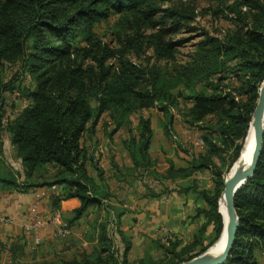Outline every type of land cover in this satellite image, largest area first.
<instances>
[{"label": "trees", "instance_id": "1", "mask_svg": "<svg viewBox=\"0 0 264 264\" xmlns=\"http://www.w3.org/2000/svg\"><path fill=\"white\" fill-rule=\"evenodd\" d=\"M198 1L0 0V189L56 186L52 212L61 214L69 230L92 206L103 212L95 224L98 239L90 252L32 264H179L204 254L222 236L224 217L219 207L227 172L244 149L264 81V0H209L225 2V17L236 28L224 38L205 31L190 60L180 63L176 59L180 41L175 36L194 29ZM115 13L121 14L123 26L128 23L133 29L125 37L117 33L118 45L95 31L97 23ZM145 24L152 33L142 31ZM6 64L18 65L19 75H28L31 83L15 87L6 81L2 71ZM17 89L28 104L4 124L5 93ZM182 102L190 103L187 110L181 109ZM151 108L166 115L167 137L172 136L175 112H180L189 128L201 131L198 144H204L203 150L182 159L185 165L169 158L167 171L159 173L150 155L155 136L152 119L143 115ZM134 114H139L137 125ZM105 115L114 123L112 132L128 129L123 144L133 166L125 168V175L163 181V193L171 191L166 182L174 183L180 194H194L206 203L199 211L208 223L190 242L182 244L177 235L166 234L157 241L161 256L129 260L132 242L120 228L126 211L111 203L105 172L83 141L87 133H95ZM4 136L21 170L4 159ZM225 144L232 154L221 166L218 158ZM207 171L210 187L196 177ZM73 198L80 205L65 217L61 202ZM235 206L240 229L224 264H261L264 148L256 173L237 192ZM24 249L25 243L10 250L14 264H27Z\"/></svg>", "mask_w": 264, "mask_h": 264}, {"label": "crops", "instance_id": "2", "mask_svg": "<svg viewBox=\"0 0 264 264\" xmlns=\"http://www.w3.org/2000/svg\"><path fill=\"white\" fill-rule=\"evenodd\" d=\"M183 124L187 126L184 122ZM114 127V123L105 115L96 124L95 133L93 135L87 133L83 141L99 160V165L105 172V179L112 193L111 203L116 208L126 211L121 217L120 228L132 242L129 260L135 261L148 255L161 256L162 250L158 247L157 241L166 234L177 235L182 244L190 242L194 234L208 223L206 216L199 211L207 207L206 203L197 199L194 194H180L174 190L177 186L174 183L166 182L171 191L163 193L162 184H165L163 181L143 174L137 176V173L132 176L125 175V168L133 166L131 156L123 144V140L129 138V132L128 129L121 128L114 133L112 132ZM155 142L156 135L152 141L150 155L157 162L158 172L165 173L169 167V158L165 159V156L156 153ZM196 144V148L201 152L204 144ZM6 152L9 153V159L10 152L15 154L10 141L4 140V159L8 158ZM15 160L16 162H12L11 165L17 163L16 168L21 170L20 160L16 157ZM90 172L96 174L92 169ZM207 173L209 179L202 181L201 178L205 179ZM196 177L207 187L212 185L210 172L200 173ZM42 189L45 188L12 192L0 189V264H14L10 250L15 245L23 243L25 262L62 258L59 253L54 252L60 243L62 246L69 242L75 243L67 246L66 251L72 256L62 258L66 260L90 252L96 244L98 230L95 224L103 213L100 208L92 206L88 213L71 227L68 236L64 237V242H60L61 238L55 235V225L51 224L54 216L51 197L41 200L37 197V193ZM152 192L157 195H151ZM35 204H38V219L45 222L44 226H37L38 219L32 217V208ZM79 205L80 201L76 198L64 200L61 202L60 211L65 217H69ZM209 229L211 231L212 228ZM116 238L121 240L119 236ZM261 264H264V255Z\"/></svg>", "mask_w": 264, "mask_h": 264}, {"label": "rangeland", "instance_id": "3", "mask_svg": "<svg viewBox=\"0 0 264 264\" xmlns=\"http://www.w3.org/2000/svg\"><path fill=\"white\" fill-rule=\"evenodd\" d=\"M194 6L196 18L191 24L194 29L192 31L183 30V32L178 33L175 36V38L180 41V45L178 46L176 53V59L180 63H186V61L190 60L191 54L196 48V43L204 39L205 36H203V33L205 31L210 35L224 38L225 35L232 33L236 28L233 20L225 17V2L200 0L196 2ZM120 21L121 14L115 13L108 20L97 23L95 25V31L103 38L104 41H107L113 45H118L119 37L117 36V33L119 31L124 37L126 34L133 33V29H130V27L127 25L128 23H124L125 26H123ZM142 31H144L146 34L153 32V30L146 24L143 26ZM147 54H153V49L148 50ZM132 56L135 59L133 54ZM162 63L166 62L163 61ZM2 71L6 81L11 80L14 82L15 87L29 85L31 83V79L28 75H19L20 69L18 65L6 64L5 67L2 68ZM231 81L234 82V80ZM27 104L28 100L20 94L19 89L15 90V92H6L3 107L4 111L2 113L3 123L7 124L8 120L14 118L24 107H26ZM189 106L190 103L182 102L181 109L187 110ZM175 113L176 118L174 120V125L170 129L172 136L167 137L164 129V123L168 120L166 115L158 108H151L149 110L143 111V115L152 119L153 128L156 135V142L154 146L156 153L160 154L161 156H165V159H173L177 165H185V162L182 159L190 158V154L199 152V149L196 148V140L201 137V131L198 128L192 129L188 126H184L183 119L179 114L180 112ZM132 119L133 123L137 125L139 114H134ZM4 140L6 142L9 141L7 136H4ZM223 147L225 152L220 158H218V162L221 166L225 165V162L232 154L230 145L225 144ZM8 149L10 151V148ZM107 149H109L108 146ZM5 155L8 157L5 160L10 165L12 162H16L14 152H10L11 159H9L8 152H6ZM14 166L15 168L17 166L18 168L17 163ZM231 171L232 169L227 172V177L230 176ZM208 175L209 174L207 173V177L205 179L201 178L202 181H207L209 179ZM67 235L62 236L60 242H64V237H67ZM72 244L75 243L69 242V244H66V246H62L60 243L56 246L54 252L59 253L62 258L71 257L72 254L68 253L66 248ZM48 256L51 257L52 255ZM26 263L32 264L33 261L28 260Z\"/></svg>", "mask_w": 264, "mask_h": 264}, {"label": "water", "instance_id": "4", "mask_svg": "<svg viewBox=\"0 0 264 264\" xmlns=\"http://www.w3.org/2000/svg\"><path fill=\"white\" fill-rule=\"evenodd\" d=\"M249 134L253 135L252 158L249 167L233 172L225 181V188L220 199V212L224 217V229L221 238H225L222 251L211 253L212 247L202 255L179 264H224L229 258L240 229V218L235 206V196L242 185L254 176L264 148V81L259 91L256 107L253 111ZM224 199L226 213L221 211Z\"/></svg>", "mask_w": 264, "mask_h": 264}, {"label": "bare ground", "instance_id": "5", "mask_svg": "<svg viewBox=\"0 0 264 264\" xmlns=\"http://www.w3.org/2000/svg\"><path fill=\"white\" fill-rule=\"evenodd\" d=\"M252 150H253V135L248 133V137L244 149L240 155V158L232 168L230 175L237 170L246 169L247 167H249L252 158ZM221 211L226 213V206L224 199H222L221 201ZM224 243H225V238L220 237L218 242L212 247L211 253L213 254L220 253L224 247Z\"/></svg>", "mask_w": 264, "mask_h": 264}, {"label": "built area", "instance_id": "6", "mask_svg": "<svg viewBox=\"0 0 264 264\" xmlns=\"http://www.w3.org/2000/svg\"><path fill=\"white\" fill-rule=\"evenodd\" d=\"M201 141L199 139L196 140V143H200ZM56 190V186L48 187L45 189L40 190L37 193V197L39 200L42 198H50L53 192ZM32 217L34 219H38L39 214H38V204H35L32 208ZM45 222L42 220H37V226H44ZM50 224V223H49ZM51 224L55 225V235L57 236H65L69 234V229L66 227V224L62 220L61 214L58 212L56 213L52 219H51ZM170 238L167 237L166 240Z\"/></svg>", "mask_w": 264, "mask_h": 264}]
</instances>
